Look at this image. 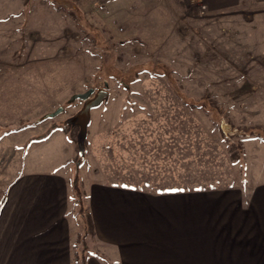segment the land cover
Returning a JSON list of instances; mask_svg holds the SVG:
<instances>
[{
  "label": "rangeland",
  "instance_id": "374dc122",
  "mask_svg": "<svg viewBox=\"0 0 264 264\" xmlns=\"http://www.w3.org/2000/svg\"><path fill=\"white\" fill-rule=\"evenodd\" d=\"M180 3L0 0V159L51 124L77 134L74 163L99 179L135 167L139 186L264 181V4ZM90 88L108 95L81 123L70 97Z\"/></svg>",
  "mask_w": 264,
  "mask_h": 264
},
{
  "label": "crops",
  "instance_id": "0c3cea01",
  "mask_svg": "<svg viewBox=\"0 0 264 264\" xmlns=\"http://www.w3.org/2000/svg\"><path fill=\"white\" fill-rule=\"evenodd\" d=\"M197 1L209 13L264 4ZM50 125L0 159V264H78L82 235L85 264H264V181L186 189L145 176L139 186L135 167L99 179L84 159L74 163L77 134ZM76 169L85 221L73 198Z\"/></svg>",
  "mask_w": 264,
  "mask_h": 264
},
{
  "label": "water",
  "instance_id": "95a60500",
  "mask_svg": "<svg viewBox=\"0 0 264 264\" xmlns=\"http://www.w3.org/2000/svg\"><path fill=\"white\" fill-rule=\"evenodd\" d=\"M104 86L105 87L107 86L106 82H105ZM93 93H94V90L92 88H90L83 93H77V94H74L70 97V101H74L76 99L84 101V105L78 113V118H79L81 123H84L88 119L90 109L100 105V103L108 95V92L105 89H100L97 92H95V94H93ZM62 111H63V107L59 106L53 112H49V113L45 114V117H54L57 114L61 113Z\"/></svg>",
  "mask_w": 264,
  "mask_h": 264
},
{
  "label": "trees",
  "instance_id": "16d2710c",
  "mask_svg": "<svg viewBox=\"0 0 264 264\" xmlns=\"http://www.w3.org/2000/svg\"><path fill=\"white\" fill-rule=\"evenodd\" d=\"M72 1L74 3H76L79 0H72ZM232 157L234 160L240 159V155H238V154L232 155ZM72 187H73L74 202L78 206V212H79L81 218H84V221H85V217H83L84 203H83V199H82V193H81V189H80L79 176H78L77 169L74 171V174H73ZM86 250H87V246H86V242H85V235H82V237L80 238V248H79V253H78V257H77L78 264H85V252H86Z\"/></svg>",
  "mask_w": 264,
  "mask_h": 264
}]
</instances>
